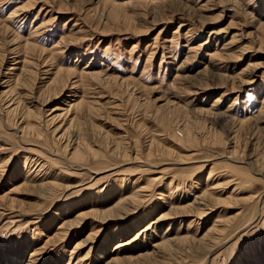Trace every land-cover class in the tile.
I'll return each instance as SVG.
<instances>
[{
	"label": "rangeland",
	"instance_id": "1",
	"mask_svg": "<svg viewBox=\"0 0 264 264\" xmlns=\"http://www.w3.org/2000/svg\"><path fill=\"white\" fill-rule=\"evenodd\" d=\"M0 264H264V0H0Z\"/></svg>",
	"mask_w": 264,
	"mask_h": 264
},
{
	"label": "bare ground",
	"instance_id": "2",
	"mask_svg": "<svg viewBox=\"0 0 264 264\" xmlns=\"http://www.w3.org/2000/svg\"><path fill=\"white\" fill-rule=\"evenodd\" d=\"M141 201H142V197H141V195H137L136 192L134 191V192H131V194L128 196V198H127V200H126V204H127L128 206H130V207H132V206L134 207L136 203H139V202H141ZM196 202H198V201H196ZM199 206H200V207L202 206L203 209H204V208H207V205L202 204V203H200ZM203 212H204V211H202V213H203Z\"/></svg>",
	"mask_w": 264,
	"mask_h": 264
}]
</instances>
